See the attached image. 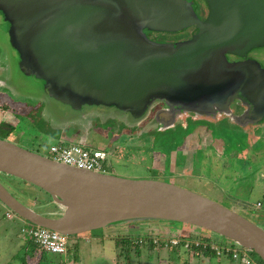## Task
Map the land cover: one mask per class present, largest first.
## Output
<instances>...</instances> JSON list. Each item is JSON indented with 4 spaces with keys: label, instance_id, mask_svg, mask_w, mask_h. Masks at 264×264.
I'll use <instances>...</instances> for the list:
<instances>
[{
    "label": "water",
    "instance_id": "water-1",
    "mask_svg": "<svg viewBox=\"0 0 264 264\" xmlns=\"http://www.w3.org/2000/svg\"><path fill=\"white\" fill-rule=\"evenodd\" d=\"M0 17L13 49L0 60V98L12 107L36 105L35 99L62 107L39 113L62 143L84 144L99 116L126 127L153 116L152 128L161 130L190 115H223L243 128L264 121V66L247 58L264 48V0H0ZM193 26L185 40L153 38ZM11 63L39 81L32 90L39 96L3 75ZM159 103L166 108L154 113ZM234 103L244 107L241 115ZM0 173L38 187L56 207H31L0 180V201L9 210L69 238L135 222H179L264 262V223L182 185L78 169L2 137Z\"/></svg>",
    "mask_w": 264,
    "mask_h": 264
},
{
    "label": "rangeland",
    "instance_id": "rangeland-1",
    "mask_svg": "<svg viewBox=\"0 0 264 264\" xmlns=\"http://www.w3.org/2000/svg\"><path fill=\"white\" fill-rule=\"evenodd\" d=\"M177 36L184 37V35H177ZM9 46H10V43H9V36H8V25L0 17V60L1 61L3 60L2 59L3 56L6 57L8 53L10 54L13 51V49H10L11 46L10 47ZM256 55L264 57V48H261L259 51H256ZM16 59L17 57H15V60ZM15 60L14 58L11 59L12 63L16 66ZM7 61L8 60H6V62ZM12 63H11V68L7 69L6 72L3 73V75L4 76L8 75L12 83L14 82V84H16L18 88L22 90H26L25 88L31 89V91L27 89L26 95L31 94L33 96L34 95L39 96L37 92H33L38 87L39 81H37L36 79L32 77H26L20 74L18 72L17 67H15ZM20 98L23 99V97H20ZM26 101L28 103L29 102L32 103L33 100L27 99ZM36 102L42 104V106H40L38 109L39 118H40L39 113L42 110V108L43 110L49 111L50 113H55L57 111L56 109L58 108H59V111L60 109H63L60 106L58 107L56 103L54 104L49 99H45V100L35 99L34 103ZM53 118L54 120L55 119L57 120L56 117H53ZM147 119L143 121L141 124L136 125L134 127H139L141 129V132L152 129L153 126L150 127L147 125L148 123ZM1 120L3 119H1V116H0V137H4L7 135V130L2 127ZM40 122L43 125V121L41 120ZM121 123L122 122L118 121L117 119L103 118V117L101 118L99 116L94 119H91L90 123L87 126L88 127L87 134L94 140V142H92L93 145L95 146L102 145L107 142L106 135L101 134L100 132L102 127H106L105 129H102V130H106L108 125H113L114 127H117V124L123 125V123L122 124ZM25 125L24 126L18 125L15 128L12 134L13 135L12 138L15 140L14 142H16L20 146L25 147L27 149L48 155L50 147L57 142L56 139L53 138V136L49 135L53 131V129L50 127L48 128L46 124H44L45 130L38 131L40 127H37V123L33 125L32 123L25 122ZM223 125L225 127H222V126H218V128L215 127L216 130H215L214 135L216 137H220L221 141L223 142L222 144L223 150L226 151L227 153V154L225 153L223 154L224 156H226L225 158L228 159L230 163L235 161V165H232L230 167L228 166L230 169L229 171L225 169L226 173L231 172V174H228L226 176L228 178H225L223 175V177H221L220 180L218 179L219 180V183H217L218 188H215V185H214V187L211 189V192H206L209 186H205V183H203L204 180L202 179L199 181H197V179L196 180L190 179L188 181L187 180L188 177L186 176L184 183H182L181 181L178 180L180 175L176 174L175 175L176 181L174 183L178 185L185 184L186 187L192 188L196 192H199V193L201 192V194L203 193L204 195H207L226 206L234 208L239 213L243 214L244 216L250 218L251 220L255 222H259V219H261L260 221L264 223V216L263 217L260 216V214L264 213V190L260 189L261 185L264 184V129H262L261 132L256 133V135L258 136L261 135L260 140H257L258 142L256 143L255 146L253 145L252 147L249 148V151L251 154L247 156L248 161H250V156H252V160H251L252 163L259 164L262 167V170H259L257 167H253L252 169L247 170L246 168L240 167L238 165L239 162H237L236 158H234V160L233 159L231 160V157L232 156L235 157L237 154L234 150L239 152L241 148H244V145L246 144L245 142H248L249 138L252 137V135L245 134V132L239 130L237 127H232V126L230 127V126H227L226 124H223ZM74 128L77 130H81L80 127H78L77 125H75ZM46 130L49 131V133H47ZM122 140H124L125 142L126 138ZM196 144H197L196 140L191 139L190 145L194 147ZM231 149L234 152V154H231L233 152L228 153ZM148 155L149 157H147V161L141 162L138 164L135 163L136 161H138V159L133 160L131 156H127V158H124L122 160L123 162L122 164H120V162L114 159L112 163L110 162L112 166L107 172L114 173V174L124 176V177H129V178L152 179V178L159 177L160 179H163L165 181H172L169 179V175L171 173L170 171H167L166 173V171L160 172L157 170H152V168H148L152 164V154L148 152ZM177 155L178 157L180 156L179 154ZM180 159H181L180 163H182L183 160L181 157ZM221 162H216L214 164V170L211 173L213 174L212 175L213 177H217L216 174H217V169L219 167L216 168V165L218 163V165L222 166V164H220ZM238 169H239L238 172H242L244 170H247V172L245 174H242V173L235 174V171H237ZM207 170H204L203 172H206ZM218 171L221 172L224 170L223 168H221ZM230 176L233 177L232 180L236 179L240 182L230 181L231 180V178H229ZM239 178H242V179H239ZM0 180L3 184H5V186L10 187L12 190L13 189L15 190V188L12 186H15V185L22 186L23 188L21 189L24 190L22 192L24 193L22 195V198H25L23 196H26L31 201L34 200V201H37V203L41 202L40 204L44 205L46 209L49 211H53L56 209V207L54 208L51 203H48L51 200L50 195L45 192H42L38 187L32 184H29L26 181H23L21 179L7 176L5 174H0ZM212 182H216V181H212ZM208 184L211 185V183H208ZM14 190L13 192H15ZM259 201H261L263 205L261 207L259 206V209H256L257 202ZM237 202L246 203L248 205V209L246 211L243 208L240 210L236 209L234 205H236ZM21 220L23 219L20 216L16 215L14 219H12L10 222L7 218L4 217L3 209L0 205V250H1L0 251V262L8 258V254L10 253V251L17 253V256H20V258L24 256L26 250H28L29 254H32V251H31L32 245L27 243L26 242L27 240H25L24 239L25 237L23 236L24 233L22 232V228L24 226ZM149 223H152V222L150 221ZM157 223H160V222H157ZM168 224H172L177 228H185V227L193 228V226L191 225H186V224H182L179 222H170V223L168 222ZM114 227H117V226L107 227V228L114 229ZM103 229H106V228H103ZM103 229H98L93 232H100V230H103ZM206 233L211 234L208 232ZM215 237L220 241L231 242L230 240L224 237H221V236L215 235ZM70 242H72L71 239H70ZM222 257L223 259L224 258L228 259L226 258L228 256L225 253H222ZM17 259L18 260L14 261L15 264L18 263V261H20L18 257ZM41 264H50V263L43 261Z\"/></svg>",
    "mask_w": 264,
    "mask_h": 264
},
{
    "label": "flooded vegetation",
    "instance_id": "flooded-vegetation-1",
    "mask_svg": "<svg viewBox=\"0 0 264 264\" xmlns=\"http://www.w3.org/2000/svg\"><path fill=\"white\" fill-rule=\"evenodd\" d=\"M201 10H202L201 12L202 16L205 17L207 14V9L205 7H202ZM194 30L195 27L193 26L180 32H161L155 34L153 38L154 40L160 42L180 41L190 38L195 32ZM177 35H184V37H180ZM259 50L260 49H256L254 51L249 52L247 58H255L259 60L264 66V57L256 55V51ZM229 58L232 61L241 60V58L237 56H229ZM40 106H42L41 103H38L36 105L25 104L21 108L16 106L12 107L9 103L5 102V100L0 98V116L1 119H3L1 120V124L2 127L7 130L6 138L15 141L12 138L13 136L12 134L15 128L18 125L24 126L25 122L32 123L33 125L37 123V127H40L38 131L39 130L44 131L45 123H43L42 125V123L40 122L41 119L38 117V111H39L38 109ZM164 108H166V104L159 103L155 106L154 113ZM233 109L235 111V114L241 115L244 110V107L241 104L234 103ZM153 121H154L153 116L148 117L147 125L150 127L152 125L154 126L156 122L152 123ZM223 124H226L227 126L230 127L231 126L237 127L239 130L245 132V134L252 135V137L249 138L248 142H245L246 144L244 145V148H241L239 152L234 150L237 154L235 157L232 156L231 160L232 159L234 160V158H236L237 162H239L238 165L240 167L246 168L247 170L252 169L253 167H257L259 170H262V167L259 164L252 163L251 161L252 156H250V161H248L247 156L251 154L249 148L252 147L253 145L255 146L256 143L258 142L257 140H260L261 135L258 136L256 135V133L257 132L259 133L261 132L262 129H264V121L263 123L256 126L250 124L249 122H246L245 124H247V127L245 128L247 129H245L239 124L232 122V120L229 117L223 115L221 116L218 115V117L215 118L214 120L213 119L209 120L206 118H193V115L192 116L190 115L184 118H179L176 125L172 127H167L166 129H162V130L157 129L156 127L148 131L141 132V129L139 127H134V126L126 127L124 124L123 125L117 124V127H114L113 125H108L106 130H102L106 128V127H102L100 131L101 134L106 135L107 142L105 144L98 146L104 145L102 149H105L108 153L107 171H109V169L111 168L112 166L111 163L114 159H116L118 162H120V164H122L123 163L122 160L124 158H127V156H131L133 160L138 159V161L135 162L138 164L147 161V157H149L148 155L149 152L152 154V164L148 168H152V170H157L160 172L166 171V173L167 171H170L171 173L169 175V179L172 180L170 182L173 183L176 181L175 179L176 174L180 175L178 180L181 181L182 183H184L186 176L188 177L187 179L188 181L190 179L192 180L197 179V181L202 179L204 180L203 183H205V186H209L206 192H211V189L214 187V185L215 188H218L217 183H219V180L221 177H223V175L225 178H228L226 176L228 174H231V172L226 173L225 169L229 171L230 170L229 167L235 165V161L230 163V161L225 158L226 156H224L223 154L224 153L227 154V153L226 151L223 150V146H222L223 142L221 141L220 137H216L214 135L216 130L215 127L217 128L218 126L225 127ZM46 132L49 133V131L47 130ZM49 135L53 136V138L57 140H61L63 136L59 133L55 134L52 132ZM124 138H126L125 142L124 140H122ZM191 139H195L197 142V144L194 147L190 145ZM92 142H94V140L89 135H87L86 140L82 145L87 148H94L92 146L95 145H93ZM74 144H81V143L79 141H76L74 142ZM231 152H233L232 149L228 153ZM177 154H179L180 156L178 157ZM231 154H234V152ZM180 157L183 160L182 163H180L181 160ZM216 162H221L220 164H222V166L218 165L217 163L216 168L219 167L217 169V174H216L217 177H213L212 176L213 174L211 173L214 170V164ZM220 167L223 168L224 171L219 172L218 170L221 169ZM204 170L207 171L203 172ZM247 170L238 172L239 171L238 169L237 171H235V174L237 173L245 174ZM229 178H231L230 181L240 182L236 179L232 180L233 177L231 176ZM212 181H216V182H212ZM208 183H211L212 186ZM182 186L186 187L185 184ZM12 187L15 188V190L13 189L15 192H13V190L10 187L7 188L25 204L34 207L36 209H39L41 207L44 208V205L40 204L41 202L37 203V201L34 200L31 201L26 196H23L25 198H22V195L24 193L19 191V189L23 188L22 186L15 185ZM261 188L263 189L264 185H261ZM189 189L194 190L192 188ZM262 205L263 204L261 202H257L256 209H259V206L261 207ZM234 207L239 210L243 208L245 211L248 209V205L244 202H237L236 205H234ZM260 216L263 217L264 213L260 214ZM260 220L261 219H259V222L263 223ZM208 235L214 236V234H208ZM221 242L227 243L226 241L219 240V243Z\"/></svg>",
    "mask_w": 264,
    "mask_h": 264
},
{
    "label": "crops",
    "instance_id": "crops-1",
    "mask_svg": "<svg viewBox=\"0 0 264 264\" xmlns=\"http://www.w3.org/2000/svg\"><path fill=\"white\" fill-rule=\"evenodd\" d=\"M86 140V138H85ZM56 143L60 141L56 139ZM70 141V140H69ZM67 143H70V142ZM94 148H103L102 146H92ZM264 185V184H263ZM261 190H264V188ZM261 202V201H259ZM3 215L10 222L16 216L1 201ZM23 226L31 225L25 220H21ZM195 228H177L172 224L147 223L131 224L106 228L100 232H88L69 239L68 250L62 254H55L44 251L36 246L31 238L23 234L26 242L32 245V254L26 250L23 257L17 256V253L11 252L8 258L0 264H15L14 261L20 259L16 264H41L46 261L50 264H243L240 260L234 259L230 254L223 251L217 252L210 248H201L193 245L195 239L207 237L206 241L219 243L215 236H210L205 232L197 234ZM159 236L161 240L169 237H181L188 240L189 247L182 243L171 246H154L150 241L144 244H134L129 246L119 245L118 236ZM28 239H27V238ZM135 238V240H136ZM222 245V244H221ZM1 251V250H0ZM222 253L227 254L228 259H223ZM249 264H259L254 258Z\"/></svg>",
    "mask_w": 264,
    "mask_h": 264
},
{
    "label": "built area",
    "instance_id": "built-area-1",
    "mask_svg": "<svg viewBox=\"0 0 264 264\" xmlns=\"http://www.w3.org/2000/svg\"><path fill=\"white\" fill-rule=\"evenodd\" d=\"M48 156L58 162H62L82 170L100 172H107L108 170V153L102 148H87L82 144L59 142L50 147ZM22 232L27 234L28 237L31 238L32 242L44 251L62 254L68 250L70 238L58 231L31 224L24 226L22 228ZM148 241L156 247L178 245L181 243L185 247H189L191 243L181 237L174 236L164 240H161L159 236L155 235L141 236L136 239L137 244H144ZM193 245L201 248H210L218 253L223 251L230 254L234 259L240 260L243 264H249L252 259L249 251L239 248L229 242L211 243L205 239H195L193 241Z\"/></svg>",
    "mask_w": 264,
    "mask_h": 264
},
{
    "label": "trees",
    "instance_id": "trees-1",
    "mask_svg": "<svg viewBox=\"0 0 264 264\" xmlns=\"http://www.w3.org/2000/svg\"><path fill=\"white\" fill-rule=\"evenodd\" d=\"M6 137H7V136H4V137H2V138H6ZM51 202H52V201L50 200L49 203H51ZM52 206L55 207V205H52ZM153 222H154V223H157V222H161V223H162V222H164V223L166 222V223H168L169 221H152V223H153ZM169 223H170V222H169ZM131 224H141V223H139V222H138V223L135 222V223L125 224V225H131ZM125 225H124V226H125ZM121 226H123V225H121ZM135 238H136V237H134L133 235H132V236H126V237H125V236H118V237H117V242H118L119 245H124V246H127V247H128L129 244L132 243V242H133L134 244H137ZM137 238H138V237H137ZM137 238H136V239H137ZM199 238H202V239H205V240L208 239L207 237H202V236L199 237ZM249 253L251 254V256H252V257H253V258H254L259 264H264V262H263L260 258H258V257L256 256V254L251 253V252H249Z\"/></svg>",
    "mask_w": 264,
    "mask_h": 264
}]
</instances>
